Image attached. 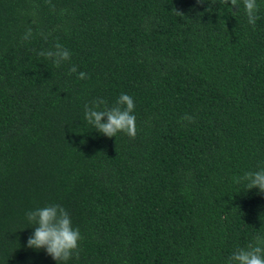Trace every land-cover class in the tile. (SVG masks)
Here are the masks:
<instances>
[{
    "label": "trees",
    "instance_id": "obj_1",
    "mask_svg": "<svg viewBox=\"0 0 264 264\" xmlns=\"http://www.w3.org/2000/svg\"><path fill=\"white\" fill-rule=\"evenodd\" d=\"M257 4L253 26L242 0H0V264H56L26 247L52 204L81 234L58 264H228L264 237V194L236 182L264 169ZM121 94L135 138L84 119Z\"/></svg>",
    "mask_w": 264,
    "mask_h": 264
},
{
    "label": "clouds",
    "instance_id": "obj_2",
    "mask_svg": "<svg viewBox=\"0 0 264 264\" xmlns=\"http://www.w3.org/2000/svg\"><path fill=\"white\" fill-rule=\"evenodd\" d=\"M203 0H197L202 3ZM237 10V0H223ZM245 14L250 25H255L259 6L257 0H242ZM54 10V6H53ZM178 15H181L175 10ZM32 29L25 31L22 39L28 40L32 36ZM59 67L70 59L71 53L61 44L56 43L51 49L38 53ZM69 73H77L75 65L69 68ZM86 73L79 72L78 79H85ZM103 99L92 101L91 106L85 105L84 119L101 135L113 138L118 133H124L130 138L136 136V117L132 114L135 108L133 98L128 94H121L114 106L103 107ZM194 123V118L188 115L181 117V122ZM236 182L244 184L247 190L258 189L259 194H264V169L255 172H246L238 177ZM27 220L34 225V231L27 238L26 247L39 251L43 249L47 256L58 262L68 261L77 253L81 234L78 228L72 226L68 212L58 204L36 208L26 213ZM228 264H264V237H256L254 243H249L247 248H238L228 257Z\"/></svg>",
    "mask_w": 264,
    "mask_h": 264
}]
</instances>
